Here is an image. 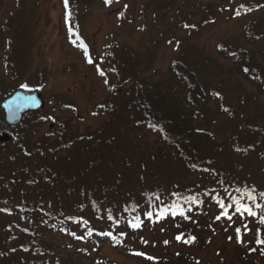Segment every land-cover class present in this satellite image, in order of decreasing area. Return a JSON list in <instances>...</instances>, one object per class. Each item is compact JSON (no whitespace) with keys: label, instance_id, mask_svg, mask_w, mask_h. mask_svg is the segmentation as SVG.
<instances>
[{"label":"rangeland","instance_id":"obj_1","mask_svg":"<svg viewBox=\"0 0 264 264\" xmlns=\"http://www.w3.org/2000/svg\"><path fill=\"white\" fill-rule=\"evenodd\" d=\"M207 6L210 12L205 10L200 14V9ZM234 10H239L240 15L236 16ZM189 15L194 18L187 19ZM211 20L214 24H210ZM184 24L194 27L183 29ZM192 28L194 31H190ZM249 28H260L257 30L264 34V0H112L108 5L105 0H68L67 8L64 0H0V107L17 91L42 95L45 109L24 120L28 125L40 121L32 132L30 150L50 132L57 135L63 125L75 132H96L111 126L105 104L112 100L109 89L123 76L117 64L126 68L127 62L135 80L161 81L171 76L172 60L178 56L182 61L184 54L189 65L202 67L207 84L214 85L221 93L223 116L217 118L221 136H236L241 124H234L236 117L255 121L257 128L264 129V35L258 43L248 44L245 33ZM81 44L87 47L92 64L87 62ZM218 44L226 47L232 44L255 52L261 85L245 80L240 73L233 74L232 62L217 54ZM21 85H27V90ZM239 96L243 98L236 101ZM244 98L247 102L243 105ZM0 121H4L1 108ZM133 136L138 143L139 137L130 134L129 138H122L118 148H135ZM144 140L150 149L155 139L145 136ZM137 147L142 152L147 150ZM261 148L243 147L247 152L238 157L233 151L218 172V180L225 178L234 182V186H255L258 191H264ZM11 149L12 153L3 148L0 158V199L5 201L8 196L18 197L23 190L19 184L14 187L7 184L12 180L10 173L24 167L17 157L12 158L19 154L17 146L14 144ZM78 151V161L87 159L82 155L84 148ZM34 159V164H38L42 160L40 153ZM172 174L185 178L180 169H173ZM22 193L27 194L24 190ZM73 201L70 198L66 203ZM229 202L225 199L226 204ZM3 204L10 205L0 202V206ZM159 208L155 204V210ZM198 209L189 212L190 219L176 216L162 222L153 212V218H146L134 241L129 239L132 247L145 254L142 257L116 250L113 240L106 236L97 237L99 255L95 254L97 248L74 244L68 235L50 234L45 240L57 247L52 252L59 255L63 264H94L96 257L104 264H264V245L258 246L254 235L260 226L252 218H248V226L253 231L243 236L242 246L235 239L236 227H241L243 232L236 216H233L235 223L225 231L229 222L215 219L222 210L212 197L204 203L203 212ZM14 211L15 207L11 206L10 212ZM179 220L192 225L188 236H195V242L185 244L175 239L182 234L178 227L185 230ZM10 221L1 216L0 227ZM261 233L264 239V228ZM229 236L233 237L231 242ZM164 241H168L167 245ZM253 248L256 251H251ZM80 251L90 256L85 257Z\"/></svg>","mask_w":264,"mask_h":264},{"label":"trees","instance_id":"obj_2","mask_svg":"<svg viewBox=\"0 0 264 264\" xmlns=\"http://www.w3.org/2000/svg\"><path fill=\"white\" fill-rule=\"evenodd\" d=\"M205 10L210 12V6L200 9V14ZM193 18L194 15H189L187 19ZM214 22L211 20L210 24ZM184 26L183 29L186 28ZM257 29L249 28L245 33L248 44L258 43L264 35ZM215 50L221 58L232 62L233 74L240 73L245 80L261 85L255 52L232 44L228 47L218 44ZM176 58L170 66L171 76L161 81L135 80L127 62L126 68L117 64L123 76L120 75L109 89L108 95L112 100L105 104L111 126L96 132H75L63 125L57 135L50 132L30 150L28 145L32 132L40 121L29 125L23 122L18 130L0 121V136L8 134L11 139L0 144V158L3 148L12 153L11 147L15 144L19 154L12 158L17 157L16 160L24 166L10 173L9 179L12 180L7 184L11 187L19 184L27 193H22V190L16 198L0 199V202H8L10 207H15V211L10 212L9 206H0V209H5L0 211V217L12 220L0 227V264H63L59 255L52 252L57 247L45 238L50 234L68 235L66 233L70 232L84 235V240L68 236L74 244L97 248L96 255L101 251L96 243L97 237H105L97 233L108 232L117 238L113 240L116 250L142 257L134 254L139 251L131 246L129 239L134 241L136 232L145 224L147 212L160 213L164 207L177 203L188 216L195 208L203 212L204 203L212 195L218 193L222 197L225 196V188L229 191L238 188L225 178L219 181L218 172L233 151L237 157L247 152L243 147L259 150L262 146L260 151H264V129L257 128L255 121L236 117L234 124L241 123L236 136H221L217 119L223 116L220 91L207 84L202 67L189 65L184 54L182 61L178 56ZM244 68L249 71L245 73ZM136 77L140 78L139 75ZM242 98L239 96L236 101ZM246 102L244 98L243 105ZM213 105L215 113L212 112ZM130 134L139 137L137 143L133 136L135 148H118L122 138L127 139ZM145 136L155 139L150 149H147ZM137 146L147 150L142 152ZM80 148L85 149L82 155L87 157L82 161L77 160ZM39 153L42 160L34 164ZM259 158L264 173V154ZM173 169H180L185 178L176 177L178 175L172 174ZM213 189L212 195H204ZM190 197L202 203L199 206L186 203L185 198ZM70 198L74 200L73 204L66 203ZM155 204L160 205L158 211ZM135 217H139L142 225L133 230L128 222ZM170 218L176 219L169 214L167 218H159V222L170 221ZM179 221L185 230L178 229L187 239L193 227L189 222ZM14 228L18 231L13 232ZM89 230L92 231L91 236L86 235ZM18 245H22V249ZM93 262L104 264L99 257Z\"/></svg>","mask_w":264,"mask_h":264},{"label":"snow or ice","instance_id":"obj_3","mask_svg":"<svg viewBox=\"0 0 264 264\" xmlns=\"http://www.w3.org/2000/svg\"><path fill=\"white\" fill-rule=\"evenodd\" d=\"M112 2V0H105V4L108 5ZM64 6L65 8L68 7V0H64ZM125 8L127 5L124 6ZM244 5H240V8H244ZM235 15L239 16L240 11L239 10H234ZM184 27H194V25H185ZM71 32V29H70ZM75 43V41H74ZM81 48L84 51L85 58L87 59V62L89 64L93 63V60L90 58L88 54L87 47L83 44L80 45ZM99 71V69H98ZM243 71L247 73L249 71L248 68H244ZM101 75H104V73L101 71ZM21 87L25 88L27 90V85H21ZM31 99V98H30ZM227 111V109H224ZM48 119H53L49 117ZM237 151H240L239 148L236 149ZM193 168L196 167V165H192ZM203 171H209V169H203ZM225 197L221 198L219 194L217 193L216 195H212L215 190L213 189L211 192H205L204 195H212V199L214 202L218 205V207L222 210L220 214H218L215 219L217 221L221 219H225L226 221L229 222L228 227L225 228V231L228 230V228L232 227V225L235 223L233 220V216H236V219L241 222V225L243 227V232L241 230V227H236L234 229L235 231V239L236 242L242 246L245 245V241L243 239L244 235H247L249 232H252L253 229L249 228L248 226V218H252V220L258 224L260 227H257L255 229L254 235L256 238V244L258 246L264 245V239L261 238V229L264 228V191H258L255 186H247L245 185L243 188H235L229 191L227 188H225ZM156 199H159V196L156 197ZM225 199L230 201L229 203H225ZM186 203H196L197 206L202 203V201H197L195 197H190V198H185ZM191 209H188L190 211ZM0 211H5V209H0ZM171 215L173 218H175L177 215H180L184 219H190L189 216L186 215L185 210L182 208L181 205L174 203L170 206L164 207V209L160 212L157 213V216L159 218H167L168 215ZM147 219L151 220L153 218V213L152 212H147L146 214ZM71 219V218H69ZM109 219H111V216H109ZM76 223H80V221H75ZM86 223V222H84ZM128 225L130 228L133 230L139 229L142 225V221L139 220V217H135L133 221H129ZM62 231H65L62 229ZM68 235H71L74 239L77 240H84L85 236L80 235L77 236L75 232H70L66 233ZM98 235L101 236H107L112 240H116L117 238L112 236L111 233L108 232H100L97 233ZM87 236L92 235V231L89 230L86 233ZM121 235H126L125 233H121ZM175 239L178 242H183L185 244H190L195 242L196 237L195 236H189L187 239H184L183 235H177ZM233 239L232 236L228 237V240L231 242ZM142 243H147L146 241L142 240ZM164 243L167 245L168 241H164ZM70 246V245H69ZM27 250V249H25ZM251 251H256L255 248L251 249ZM135 255L138 256H144V253H134ZM264 254V253H262ZM146 259L152 260L153 257L150 256H145ZM199 264V262H197Z\"/></svg>","mask_w":264,"mask_h":264},{"label":"water","instance_id":"obj_4","mask_svg":"<svg viewBox=\"0 0 264 264\" xmlns=\"http://www.w3.org/2000/svg\"><path fill=\"white\" fill-rule=\"evenodd\" d=\"M0 108L4 114L5 124L8 127H17L22 123L26 114L43 111L45 102L40 93L17 91L3 101ZM5 139H8V136L0 137V142Z\"/></svg>","mask_w":264,"mask_h":264}]
</instances>
